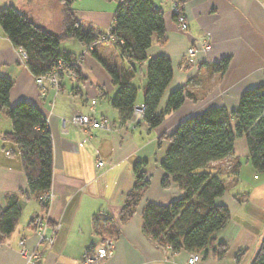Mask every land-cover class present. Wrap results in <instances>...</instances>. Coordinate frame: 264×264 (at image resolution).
<instances>
[{
  "label": "crops",
  "instance_id": "obj_1",
  "mask_svg": "<svg viewBox=\"0 0 264 264\" xmlns=\"http://www.w3.org/2000/svg\"><path fill=\"white\" fill-rule=\"evenodd\" d=\"M183 1L189 26L185 31L179 28L171 3L156 0L164 14L166 37L164 43L154 37L147 54L149 59L166 56L173 67V79L159 112L166 108L171 92L179 88H185L195 100L186 99L156 129L149 128L142 116L133 124L122 125L111 104L119 87L110 71L121 75L129 66L112 40L99 38L90 46L78 40L63 42L61 52L72 56L80 76L65 71L58 76L57 88L48 78L41 89L37 77L22 62L20 49L12 45L0 28V76L14 82L10 103L27 101L36 105L47 119L53 146V182L49 190L53 198L47 213L32 197L20 200L21 218L13 234L0 244V264H27L20 252L21 241L29 248L39 249L43 264H84L86 255L102 252L104 244L95 234L94 220L112 216L118 219L126 195L135 183L134 165L139 161L147 162V192L133 218L119 227L113 255L102 264H187L188 252L163 249L142 230V213L148 203L168 205L183 195L174 184L162 187L165 172L161 162L170 144L159 143V139L207 108L223 106L228 111L236 110L241 95L264 82V0ZM119 3L120 0H74L73 9L86 32L102 37L113 28ZM9 6L41 28L61 32L60 0H0V10ZM207 39L212 46L210 51L202 44ZM191 47L198 49L195 56L187 53ZM223 59H228L229 65L220 72L216 66ZM146 67V64L141 67L135 79L139 87L135 106H144ZM75 112L107 120L111 129L85 130L62 121ZM11 131L12 123L7 117L3 130L0 127V209L6 207L10 196L27 189L19 150L5 139V134ZM247 156L246 141L239 138L234 156L215 165L222 169L227 186L218 202L227 206L231 214L230 222L215 238L228 246V254L217 260L210 253L198 264H237L235 257L239 252L246 253L240 264H249L258 251L264 234V179L259 181ZM243 161L245 165H241ZM231 167L232 170L238 167L237 172H228ZM245 169H252L260 183L247 186L242 179ZM233 185H238L237 189H232ZM39 215H46L50 221L46 236L54 237L52 246L47 242L39 244L32 224ZM56 225L59 230L55 234Z\"/></svg>",
  "mask_w": 264,
  "mask_h": 264
},
{
  "label": "trees",
  "instance_id": "obj_2",
  "mask_svg": "<svg viewBox=\"0 0 264 264\" xmlns=\"http://www.w3.org/2000/svg\"><path fill=\"white\" fill-rule=\"evenodd\" d=\"M60 2L62 28L59 33L41 28L12 6L0 10V26L12 45L27 53L26 65L37 78L62 76L65 71H72L79 77L72 56L61 52L62 43L78 40L90 46L101 38L81 27L73 9L74 0ZM155 3L156 0H120L110 39L106 38L107 34L102 36L113 41L129 65L121 75L110 71L113 82L119 87L111 104L118 111L122 125L133 117L139 92L135 79L144 64L147 65V78L143 118L149 128L159 127L186 99L195 100L193 94L179 88L171 92L166 108L159 112L161 100L173 79V67L168 57L149 59L147 54L154 37L160 43H164L166 37L164 14ZM60 63L63 69L59 71ZM228 65L229 60L223 59L216 68L224 72ZM13 86L10 78L0 76V115H5L12 123V131L5 134V139L19 150L27 189L10 196L6 207L0 209V244L18 225L20 200L24 197L40 200L53 182V146L47 119L36 105L27 101L11 105ZM239 138L246 141L247 161L258 173L264 174V82L245 91L236 110L228 111L223 106L207 108L160 137L159 143L167 141L170 144L161 162L165 172L162 187L174 184L183 195L168 205L148 203L144 207L143 233L159 247L173 253H196L203 259L210 253L217 260L227 256L228 246L215 238L231 219L228 207L218 202L227 186L222 169L215 165L234 156L235 142ZM146 167V161L134 165L135 183L126 195L118 219L113 216L95 218V234L102 241H115L119 227L136 214L149 186ZM237 170L238 167L231 172ZM245 255V252L236 255L237 264ZM249 264H264V235Z\"/></svg>",
  "mask_w": 264,
  "mask_h": 264
},
{
  "label": "built area",
  "instance_id": "obj_3",
  "mask_svg": "<svg viewBox=\"0 0 264 264\" xmlns=\"http://www.w3.org/2000/svg\"><path fill=\"white\" fill-rule=\"evenodd\" d=\"M171 3L172 6V11L175 16V20L179 26V28L183 31L187 30L188 28V19H187V13L185 12L184 5L180 4V0H168ZM107 39H110V31L106 35ZM203 46L205 50L210 51L211 50V43L207 40L203 41ZM197 53L196 48H190L188 50V54L190 56H195ZM20 58L22 62H27L28 61V55L25 51L20 50ZM63 69V64H59V71ZM54 76V75H53ZM44 78L39 77L37 78V84L39 87L42 89ZM51 84L54 87H58V78L54 76L52 79H50ZM95 103V102H94ZM143 117V107L140 106H135L134 107V113L132 119L128 122L130 124H133L137 120H139V117ZM62 121L64 123H71L75 126H78L82 129L85 130H90V129H106L110 130L111 129V123L107 120H99L96 119L92 115H86L82 113L75 112L72 114L70 119L63 118ZM64 132H68L67 128H64ZM103 162H99V166H102ZM53 198V195L51 192H46L43 194L40 198V204L41 206H49L51 203V200ZM36 234L39 239V243L42 244L44 242H47L49 246H52L54 243V237H47L46 232L47 229L49 228L50 221L46 216H37L34 218L33 222ZM59 230V225H56L53 227V231L56 234V232ZM104 244V250L99 253H91L88 254L85 257L84 264H102L103 261L106 259H109L113 255V248H114V242L112 240L106 239L103 241ZM21 254L26 258L27 264H43L42 261V254L39 251L38 248L31 250L27 248L26 246L22 247ZM201 257L199 254L196 253H191L188 257L187 264H197L200 261Z\"/></svg>",
  "mask_w": 264,
  "mask_h": 264
},
{
  "label": "rangeland",
  "instance_id": "obj_4",
  "mask_svg": "<svg viewBox=\"0 0 264 264\" xmlns=\"http://www.w3.org/2000/svg\"><path fill=\"white\" fill-rule=\"evenodd\" d=\"M180 1H183V0H180ZM180 4H182V5H184V2H181ZM189 27V26H188ZM0 28H2L1 26H0ZM188 29V28H187ZM111 31V30H110ZM101 39H103V40H106V39H104L103 37H101ZM99 41V40H98ZM203 44V43H202ZM191 48H193V47H191ZM194 48H196V47H194ZM190 49V48H189ZM188 49V50H189ZM197 49V48H196ZM211 49H212V46H211ZM188 53V52H187ZM197 53H198V49H197ZM196 53V54H197ZM26 63V62H25ZM54 76H56L57 78H58V75H56V74H54ZM53 75H51L49 78L50 79H52L53 77H54ZM44 88V86L42 87V89ZM5 118H7V117H5L4 115H1L0 116V127H1V129L3 130V120L5 119ZM245 165V161H243L242 163H241V165ZM227 166V165H226ZM239 167V166H238ZM232 168L233 167H231L230 169L232 170ZM227 169H229V168H227ZM229 169V171L228 172H230L231 170ZM251 170L252 169H245L244 171H243V175H242V179H243V181H245L246 182V185L247 186H255V185H257V184H259L261 181H263V179H264V175L262 174V173H258L257 172V174H258V176L260 177V182L258 181V180H255V178H254V175H253V173H251ZM238 185H233L232 187V189H237L236 187H237ZM246 189V188H245ZM38 203H39V205H40V207L43 209V212L46 214L47 213V210L48 209H45V206H41V204H40V200H38ZM47 208H49V206L47 207ZM39 216H41V215H39ZM44 216H46V215H44ZM37 217V216H36ZM33 222H34V219H33V221H32V224H33ZM34 226V225H33ZM264 235V234H263ZM40 244V243H39ZM43 244V243H42ZM41 245V244H40ZM23 246H26L25 244H24V241H21V250H22V247ZM27 247V246H26ZM27 248H29V247H27ZM259 248H260V245H259ZM258 248V249H259ZM29 249H31V250H34V249H32V248H29ZM36 249V248H35ZM164 249V248H163ZM167 249V248H166ZM21 250H20V252H21ZM170 250V249H169ZM190 255V254H189ZM87 256V255H86ZM42 261H43V258H42ZM188 261V260H187ZM198 264V263H197Z\"/></svg>",
  "mask_w": 264,
  "mask_h": 264
},
{
  "label": "water",
  "instance_id": "obj_5",
  "mask_svg": "<svg viewBox=\"0 0 264 264\" xmlns=\"http://www.w3.org/2000/svg\"><path fill=\"white\" fill-rule=\"evenodd\" d=\"M155 7H158V4L157 3H155Z\"/></svg>",
  "mask_w": 264,
  "mask_h": 264
}]
</instances>
